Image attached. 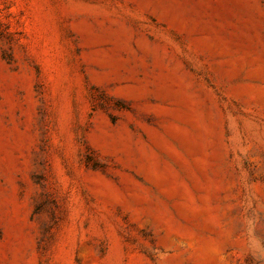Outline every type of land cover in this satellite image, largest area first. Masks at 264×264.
<instances>
[{
  "label": "rangeland",
  "instance_id": "1",
  "mask_svg": "<svg viewBox=\"0 0 264 264\" xmlns=\"http://www.w3.org/2000/svg\"><path fill=\"white\" fill-rule=\"evenodd\" d=\"M0 264H264V0H0Z\"/></svg>",
  "mask_w": 264,
  "mask_h": 264
}]
</instances>
